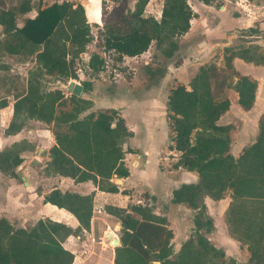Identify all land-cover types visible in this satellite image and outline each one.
Wrapping results in <instances>:
<instances>
[{
	"label": "trees",
	"instance_id": "16d2710c",
	"mask_svg": "<svg viewBox=\"0 0 264 264\" xmlns=\"http://www.w3.org/2000/svg\"><path fill=\"white\" fill-rule=\"evenodd\" d=\"M144 2L140 0L133 12L103 26L99 47L119 56H135L146 51L153 40L170 43L188 30L192 12L185 0H163L159 20L142 16ZM33 8L36 14L30 17L27 14ZM91 40L90 24L78 3L52 2L40 7L39 2L31 0L14 4L0 0V71L9 69L1 61L3 56L33 63L25 76L24 89L9 96L13 108L5 133L19 131L29 119L43 122L55 141L45 167L48 173L71 177L74 182L91 180L100 190L116 192L117 185L110 178L128 175L123 157L131 151L124 146L131 137L125 119L116 108H93L90 99L66 95L58 86L47 87L51 80L77 79L74 64L80 62V54ZM161 51L168 55L172 49ZM235 57L255 64L264 62L256 44L225 47L222 66L212 62L198 66L187 84L176 83L166 98L167 147L178 152L170 166L197 175L195 182L175 188L171 197L172 203L192 212L188 237L174 250L172 231L160 227L164 219L152 208L108 206L106 210L121 223L114 264H153V260L158 264H264V115L259 119L254 142L237 156L230 152L233 127L218 122L229 107L225 89L237 92V102L243 109L254 102L256 81L234 69ZM104 65L105 59L91 51L85 63L90 74L80 82L83 91L91 90L90 78L97 76ZM232 77L235 81L230 80ZM7 97L0 96V109L7 105ZM28 147L25 141H19L2 148L0 172L19 178L16 168L22 161L20 153ZM226 193L229 202L224 223L228 235L245 246V262L227 256L208 238L214 225L204 199L219 200ZM43 202L68 211L78 226L40 218L23 227L0 216V264L72 263L73 254L63 242L89 228L92 196L53 189L43 196Z\"/></svg>",
	"mask_w": 264,
	"mask_h": 264
},
{
	"label": "crops",
	"instance_id": "0c3cea01",
	"mask_svg": "<svg viewBox=\"0 0 264 264\" xmlns=\"http://www.w3.org/2000/svg\"><path fill=\"white\" fill-rule=\"evenodd\" d=\"M31 1L39 2L40 7H44L57 0H50L49 3H46L48 0ZM68 1L80 4L84 9L87 22L90 25L92 23L98 24L102 33L103 26H109L122 15L133 12L140 0ZM185 2L192 12L189 28L183 34L173 37L170 43H157L153 40L146 51L135 56H119L112 50L105 51L103 47H100L98 53L105 59V63H107V59L111 62L120 63L145 57L144 63L147 64L149 60L154 58L157 50L172 49V52L168 55L163 53L168 60V67L162 80L168 85L169 90L176 83L186 85L200 65L212 62L222 66L223 49L225 47L256 44L264 55V0H185ZM162 6L163 0H145L142 7V16L159 20ZM96 10H98V15ZM30 12L32 14L29 16L33 17L36 14V9L33 8ZM88 48L89 45H87L85 52L80 54V58H82V55L86 56L85 60L82 58L85 63L91 53ZM181 50H184V53L175 55L176 51ZM24 64L29 66L27 71L33 66L32 62H25ZM232 64L238 73L250 76L256 81L254 102L249 109L240 107L237 102L238 94L235 90L232 88L225 89V95L229 99V107L218 122L220 124H230L233 127L231 132L235 130L233 136L232 133L230 134V152L237 156L243 147L254 142L258 133L259 118L264 113V62L255 64L235 57ZM76 75L78 76V74ZM69 79L76 81V79ZM230 80L235 81V77L230 78ZM58 81L56 80L55 83H58ZM48 84L51 83L47 82ZM47 87L53 88L55 86ZM158 88V86L151 88L156 93L154 91L150 92V100L163 112L169 90L165 94V98H162L158 94L163 92V89L162 87ZM96 93V89L83 91L81 88L79 95L90 99L93 102V108L113 107L118 109L125 122L128 121L126 119L127 111L121 104L114 102L106 104L101 100V105H98ZM112 95L116 94L111 93L110 96ZM105 96L108 95H101V99ZM144 105L146 103L142 104V107ZM12 108L13 100L8 96L7 105L0 109V150L13 142L19 141H25L29 147L20 153L22 161L16 168L19 178L9 177L0 172V181L3 182V186H0V216L6 217L12 224L16 223V226L25 227L29 225L27 222L31 224L40 218H49L75 228L78 226L76 218L63 208L43 202V196L53 189L74 192L80 195L90 194L92 196V212L89 228L84 230L81 236L71 235L63 242V246L73 254L71 264H114L115 248L120 246L121 223L117 217L106 210L108 206L128 209L130 205L135 204L152 208L155 215L164 219L160 227L172 231L173 236L170 242L174 250H177L188 237L192 221L189 220L187 214L191 210L182 204L172 203L171 197L175 188L183 183L195 182L197 175L195 172L187 171L182 167L171 168L170 165L178 156V152L169 150L167 147L172 155L164 166L160 162V152L163 150L156 156V175L159 180L162 179L160 188H155L153 184H149L147 189L135 187L132 181V167L140 164L134 157L138 151L132 145L134 132L126 123L131 131V137L124 144V146H129L131 151L126 152L123 157L128 175L125 177L113 175L110 178V181L117 185L116 192L100 190L91 180L74 182L71 177L46 171V163L49 161V149L55 144V141L51 130L43 122L29 119L19 131L6 134L5 129L12 117ZM164 114H166V111H164ZM168 144L167 133L165 145L168 146ZM145 161L146 158H143L142 164H145ZM116 179H119L118 183H116ZM16 180L20 182H16ZM204 202L207 213L213 219L212 208H220L224 215V210L229 202V195L219 200L205 197ZM134 216L138 217L135 214ZM213 225L214 230L208 234L210 240L215 239L214 235L219 233L215 220H213ZM108 232H112V235L117 238L118 244L116 246L110 245L109 240L106 239ZM219 240L221 242L218 245L211 242L215 246L223 248L227 256L234 257L226 250L228 245L235 246L236 244V241L228 235L226 226L225 234H222ZM84 243L86 244V251L82 252ZM246 259L241 262H245ZM152 262L153 264L159 263L156 260Z\"/></svg>",
	"mask_w": 264,
	"mask_h": 264
},
{
	"label": "rangeland",
	"instance_id": "374dc122",
	"mask_svg": "<svg viewBox=\"0 0 264 264\" xmlns=\"http://www.w3.org/2000/svg\"><path fill=\"white\" fill-rule=\"evenodd\" d=\"M17 1L18 0H9L11 4ZM49 1L50 0L46 1V3H49ZM30 14H32V12H29L27 15L29 16ZM18 23H20L19 20ZM90 29L92 40L88 44V51L100 52L99 46L102 42L100 34L101 28L98 24L92 23ZM180 53H184V50L176 51L175 55H180ZM111 57L116 56L112 55ZM82 58L85 60L86 56L82 55ZM82 58H80V62L77 64L75 63L73 67L75 73L80 77L77 76L74 82H78L79 84L90 74ZM145 60L146 58L143 57L141 59L122 61L119 63L111 62V60L107 59L104 69L98 73L97 76H93L90 79L92 81L91 90H97L98 105H101V100L106 104L114 102L121 104L125 111H127L126 119L128 121L125 123H128L127 125L131 127L134 132L132 145L138 150L134 157L138 161V164H140L136 167H132L133 185L137 188L147 189L149 184H153L155 188H160L162 185V179L159 180L156 175V156L163 150L160 152V162L164 166L170 160L172 154H170L171 152H169L165 145L168 133V125L164 114L165 109L163 108L162 112L157 105L152 104L150 100V92L154 91L151 88H156V86L159 88L162 87L163 92L158 94L162 98H165V94L169 90L168 85L162 80L168 67V60L160 50L156 51L152 59L153 61L149 60V62L145 64ZM1 61L6 63L9 69L0 71V78H3V80L0 79V96H10L15 93V91L17 92L24 89V79L29 66L24 64L21 58L18 57L3 56L1 57ZM69 81L72 80L60 81V83L57 84L51 80V84L47 86H58L65 94H68L66 89L61 87L60 84H67ZM154 92L156 93V91ZM111 93H115L116 95L110 96ZM101 95L108 96L101 99ZM144 103H146V105L142 107ZM262 115H264V113ZM234 132L235 130L231 132L232 136ZM143 158H146L145 164H142ZM16 182L20 181L16 180ZM17 184L21 185L22 183ZM0 186H3L2 181H0ZM227 196L228 193L224 195V198ZM221 211L220 208H212V217L213 220L216 221L217 231L219 233L214 235L216 238L211 239V241L216 245L221 242L219 239H221L222 234H225V223L223 220V212ZM191 215V212L187 214L190 218L189 220H191ZM27 224H30V222H27ZM14 225H16V223H14ZM235 243V246L228 245L226 250L237 260L243 261L248 257V252L245 246L240 245L237 241Z\"/></svg>",
	"mask_w": 264,
	"mask_h": 264
},
{
	"label": "water",
	"instance_id": "95a60500",
	"mask_svg": "<svg viewBox=\"0 0 264 264\" xmlns=\"http://www.w3.org/2000/svg\"><path fill=\"white\" fill-rule=\"evenodd\" d=\"M60 81H58L57 84H59ZM61 87L65 88L67 92L79 95L81 92L82 86L79 83H75L74 81H69L67 84H60ZM119 179H116V183H118ZM106 239L109 240V244L112 246H116L118 244V240L115 236L112 235V232L107 233Z\"/></svg>",
	"mask_w": 264,
	"mask_h": 264
},
{
	"label": "built area",
	"instance_id": "2783aa9c",
	"mask_svg": "<svg viewBox=\"0 0 264 264\" xmlns=\"http://www.w3.org/2000/svg\"><path fill=\"white\" fill-rule=\"evenodd\" d=\"M64 1H68V0H57L56 2H64ZM83 1H87V2H89V1H91V0H83ZM114 78V77H113ZM86 251V244L84 243L83 244V250H82V252H85Z\"/></svg>",
	"mask_w": 264,
	"mask_h": 264
},
{
	"label": "bare ground",
	"instance_id": "6f19581e",
	"mask_svg": "<svg viewBox=\"0 0 264 264\" xmlns=\"http://www.w3.org/2000/svg\"><path fill=\"white\" fill-rule=\"evenodd\" d=\"M95 8V7H94ZM90 9V8H89ZM135 235V234H134ZM159 242V241H158Z\"/></svg>",
	"mask_w": 264,
	"mask_h": 264
}]
</instances>
